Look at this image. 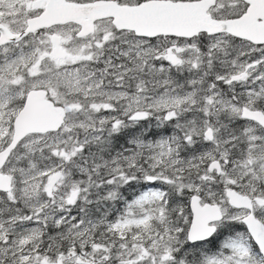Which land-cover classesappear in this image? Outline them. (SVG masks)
I'll list each match as a JSON object with an SVG mask.
<instances>
[{
    "label": "snow or ice",
    "instance_id": "6c2138e0",
    "mask_svg": "<svg viewBox=\"0 0 264 264\" xmlns=\"http://www.w3.org/2000/svg\"><path fill=\"white\" fill-rule=\"evenodd\" d=\"M0 264H264V0H0Z\"/></svg>",
    "mask_w": 264,
    "mask_h": 264
}]
</instances>
